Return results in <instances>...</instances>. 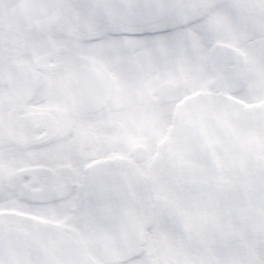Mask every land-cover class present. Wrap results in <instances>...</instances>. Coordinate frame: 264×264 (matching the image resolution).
Returning <instances> with one entry per match:
<instances>
[{"label":"snow or ice","instance_id":"snow-or-ice-1","mask_svg":"<svg viewBox=\"0 0 264 264\" xmlns=\"http://www.w3.org/2000/svg\"><path fill=\"white\" fill-rule=\"evenodd\" d=\"M0 264H264V0H0Z\"/></svg>","mask_w":264,"mask_h":264}]
</instances>
